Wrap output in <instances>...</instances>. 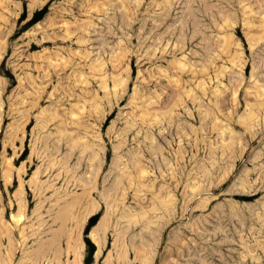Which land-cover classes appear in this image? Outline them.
I'll return each mask as SVG.
<instances>
[{
  "label": "rangeland",
  "instance_id": "rangeland-1",
  "mask_svg": "<svg viewBox=\"0 0 264 264\" xmlns=\"http://www.w3.org/2000/svg\"><path fill=\"white\" fill-rule=\"evenodd\" d=\"M263 33L264 0H0V264H264Z\"/></svg>",
  "mask_w": 264,
  "mask_h": 264
},
{
  "label": "bare ground",
  "instance_id": "bare-ground-1",
  "mask_svg": "<svg viewBox=\"0 0 264 264\" xmlns=\"http://www.w3.org/2000/svg\"><path fill=\"white\" fill-rule=\"evenodd\" d=\"M263 34H264V33H263ZM261 37H262V36H261ZM259 38H260V37H259ZM228 144L231 145L232 143H228ZM222 147H224V150H225V151H226L227 148H229V146L226 145V144H222ZM230 149H231V148H230ZM230 149H229V150H230ZM224 150H223V151H224ZM230 151H233V150H230ZM135 162H136V161H135ZM135 162H134V164H136ZM215 162H216V161H215ZM212 163H213V162H212ZM137 164H139V163H137ZM210 164H211V163H210ZM214 164H215V163H214ZM214 164H213V165H214ZM213 165H212V166H213ZM135 166L137 167L138 165H135ZM138 169H139V170H138L137 176L142 177V176H143V173H144V170H143L142 167H139V166H138ZM201 169H202V168H201ZM203 169H204V168H203ZM203 169H202V170H203ZM136 171H137V169H136ZM204 171H205V170H204ZM225 173H226V172H225ZM227 173H228V172H227ZM144 174H145V173H144ZM223 175H224V174H223ZM225 175H226V174H225ZM136 178H137V177H136ZM119 179H120V177H119ZM130 180H131V179H130ZM119 181L121 182V180H119ZM120 182H119V183H120ZM130 182H131V181H130ZM225 183H226V182H225ZM222 184H223V183H222ZM92 188H93V187H92ZM198 189H199V188H198ZM191 190L197 192V190H195V189H193V188H192ZM245 190H248V189L242 187V189L239 190V192H241V191H245ZM249 190H250V189H249ZM193 191H192V192H193ZM199 191H200V190H199ZM232 191H233V190H232ZM233 192H234V191H233ZM237 192H238V191H237ZM248 192H249V191H248ZM194 194H195V193H194ZM155 198H156V197H155ZM173 199H174V198H173L172 195H168V198H167L166 200H164V199L161 200L160 203H161V204H162L167 210H170V209H171V206L173 205V201H174ZM95 208H96V206H95V205H92L91 209H90L88 212L94 210ZM160 209H161V208H160ZM20 219H21V214L18 215V217L16 218V221L18 222ZM149 223H150V222H149ZM42 248L44 249V247H42ZM43 249H42V251H44ZM10 252H11V251H10ZM8 253H9V252H8ZM40 254H41V253H40ZM43 256H44V255H43Z\"/></svg>",
  "mask_w": 264,
  "mask_h": 264
}]
</instances>
